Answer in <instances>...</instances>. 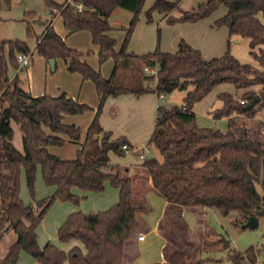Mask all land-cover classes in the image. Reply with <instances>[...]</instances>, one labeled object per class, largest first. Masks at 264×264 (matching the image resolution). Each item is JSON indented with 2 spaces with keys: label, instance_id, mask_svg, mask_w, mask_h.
I'll return each instance as SVG.
<instances>
[{
  "label": "trees",
  "instance_id": "trees-1",
  "mask_svg": "<svg viewBox=\"0 0 264 264\" xmlns=\"http://www.w3.org/2000/svg\"><path fill=\"white\" fill-rule=\"evenodd\" d=\"M3 2L9 5L10 0ZM43 2L50 15L57 11L68 33L89 32L92 43L98 46L99 62L111 58L114 65L110 77L103 78L87 64L81 52L69 48L48 26L51 19L45 22V31L36 39L37 54L46 61L62 59L70 73H78L94 84L98 97L94 117L75 159L62 160L50 154L47 147L61 146L64 140L60 135L73 141L81 137L80 128L64 124L63 116L80 115L93 109L63 94L32 97L19 86L16 78L10 83L9 67L18 68L16 54L31 55V52L25 42L0 40V240L8 230L16 235L5 257H0V264H16L21 252L39 264H124L128 239L140 220L138 214L149 210L144 194L145 176L150 178L156 195L167 204L164 222L162 219L159 228L170 244L168 225L182 227L190 235L180 209H215L222 216L235 212L237 226L249 217H264V195L256 188L260 185L264 192V141L260 136L263 124L247 126L249 121L245 120L253 119L258 111L264 110V25L258 19V16L264 19V0H206L188 11L180 9L179 0H153L145 11L147 23L157 13L166 15L167 25H174L195 23L223 6L226 13L213 26L227 28V45L234 38L248 39L249 55L257 66L240 63L228 50L220 57L204 60L199 51L183 40L175 53L156 49L141 56L128 54L126 45L144 0ZM116 8L133 14L118 53L114 52L115 40L108 35L112 30L108 19ZM175 10L179 16H168ZM153 66L157 67L155 77L143 75L144 67ZM121 73L128 75L127 84L124 77L120 79ZM153 79V89L135 86ZM221 84H230L236 91H242L244 103L228 92L219 93L217 99L221 106L212 113V118L228 119L226 130L199 127L194 105ZM174 91L185 92L181 106H157L153 132L147 142L148 147L152 146L162 156V161L143 159L140 165L143 175L126 176L123 168L110 165V153L122 156L123 146L131 149L124 137L111 139V133L100 126L99 117L107 98L122 94L139 97L149 92L166 97ZM254 96L260 100L245 110ZM11 122L19 126L21 152L12 143ZM22 168L30 193L40 169L43 183L54 188L53 194L34 206L25 205L20 198ZM105 183L118 190L115 205L102 212L70 214L57 230L60 243L79 245L71 246L67 252L49 242L38 247L36 229L54 201L78 204L84 197L76 196L72 189L99 193ZM167 247L168 244L165 256L170 264H190L191 257L186 256L189 252L168 253ZM199 252L195 264L200 262ZM172 256L180 260L175 261ZM229 259L231 264H259L258 251L253 247L244 253L233 252Z\"/></svg>",
  "mask_w": 264,
  "mask_h": 264
},
{
  "label": "rangeland",
  "instance_id": "rangeland-1",
  "mask_svg": "<svg viewBox=\"0 0 264 264\" xmlns=\"http://www.w3.org/2000/svg\"><path fill=\"white\" fill-rule=\"evenodd\" d=\"M54 1L62 4L65 0ZM152 2L153 0H144L142 8L137 15V21L132 27L129 40L126 45V51L130 53H148L153 52L156 49L161 51V40L169 36V32L165 31V28L167 27L165 22L159 23L157 16H153L151 23H147L145 21V11L151 6ZM198 2H201V0H179V7L181 10H184V8L190 9V7H194ZM51 13V16L58 14L55 10ZM172 14L176 16L179 15L176 10L172 11L170 14H168V16H172ZM132 17V13L121 8H116L111 13L109 17V24L111 27L116 29L114 31V37L116 39L117 45H121V39L123 36L121 34L120 28L127 29L131 23ZM0 18V40L5 42H25L30 49L32 60L29 65V77L24 70L19 72L18 76L20 79H22V81L24 78L27 79V82H30V91L32 93H48L51 95L57 92V88H71V83L66 78L70 73L65 69L62 60L57 59L54 71H50V69L46 68L45 59L39 56L36 51H34L36 39L44 28L40 24L45 23L46 20L51 18L43 0H10L9 5L4 4L3 0H0ZM53 29L57 34L65 33L62 19L59 16L53 20ZM65 44L69 48H75L77 51H80L85 57L88 65L93 70L98 71L102 77L109 76L113 67V62L108 59L103 63L99 62V57L92 45V39L89 32L86 31L72 34L67 37ZM227 46L230 47L228 50L229 54L234 56L240 63L257 66V63L249 55L248 39L237 38V41L235 42L233 39H231L229 45ZM18 69L22 68H20L18 65L17 70ZM15 71L16 70H13L9 67V77H14ZM142 73L145 76H149L146 71H143ZM121 74H123V76L121 75L120 79L123 80L122 77H124V83L127 84V82H129L127 80L128 75L125 74L124 76V73ZM135 75H137V73ZM13 81L14 80H10L9 78L10 83ZM154 85L155 79L152 81H143L141 84L135 86H146L148 89H153ZM221 92L231 93L239 102L241 101V95L243 93L242 91H236L230 84H221L215 87L203 100L196 103L193 107V111L196 116L195 122L199 127L212 126L213 120L210 112L215 111L221 106V102L217 99V95ZM172 94V97H169V95L162 100L159 99V101L164 102L166 100L167 102H165L168 105L178 104L177 100L179 98V92L175 91ZM245 120L249 121L247 122V126H253L255 123L263 124L261 126L260 136L262 141H264V134L262 133V130L264 129V110L258 111L253 119L248 120L246 118ZM76 124L80 126L81 135L83 133L85 134L87 128H84V117L78 115L76 118ZM214 124L215 127L223 130L226 126L225 118L215 120ZM16 125L17 124L15 122H11V127L14 130L17 128ZM18 143L20 144L18 149L21 152V133L16 131L13 138V144L16 146ZM138 148H143L141 151H139V153L142 155V159L154 158L158 162L162 161V156L152 146L148 147L147 141L144 143L143 147ZM53 150L58 157L64 159L75 158L77 153L76 147L73 144H64L60 147H53ZM110 158L112 163L115 162L113 164L119 163L122 166H129L133 162L139 161L131 150L125 152L122 156L111 153ZM256 188L261 195H264L260 185H257ZM73 191L78 197H81L83 194L86 197L83 198L78 204H74L71 201L61 202L56 200L53 202L36 229L37 244L39 248H42L47 242H49L57 248L67 252L72 246V243H60L57 238V230L66 220L67 216L73 213H97L104 211L109 206L115 204L108 202V199L106 198L109 192L108 189H103V191L99 193H88L76 188H74ZM53 192L54 190L51 187H47L43 183L41 171L38 169L35 176L33 193H30L27 188L24 169H21L20 198L25 205L34 206L37 202L49 198ZM155 202L161 205L162 199L155 196V199L150 201L152 209L148 210L146 213L138 214L140 220L138 221L137 227H143L141 225V218H143V216H150L155 212ZM236 216L237 214L235 212H232L228 216H222L215 209H208L199 217H197L196 214L194 215L190 212L187 213V217L184 219V221L187 225V228H189L190 235L185 234L182 227H173L172 225H168L170 234H168L167 231L164 232L168 234V237L172 242L170 244L168 239L167 252L170 253V251L173 250H184L185 252H189V255H186L191 257V259H189L191 262L189 263L195 264L198 252L201 249L199 252V264H231L229 259V255L231 253H244L247 249L253 247L258 251L259 264H264V217L258 218V224L253 229H242L241 226H237L234 222ZM167 220L168 218L166 219L168 224ZM200 221L202 223H200ZM163 222L164 219L162 223ZM141 234L142 236L146 237L145 243L152 242L150 232L142 231ZM6 239L7 237L3 241H6ZM221 239H223L227 244L226 249L222 248ZM126 254V260H130L131 255L128 253V247L126 249ZM146 256L147 255L145 254L142 255L143 258ZM172 257L175 259V261L180 260L177 256ZM24 259H28L33 264H39L25 252L20 253L18 262L16 264H26ZM64 264L68 263L66 262Z\"/></svg>",
  "mask_w": 264,
  "mask_h": 264
},
{
  "label": "crops",
  "instance_id": "crops-1",
  "mask_svg": "<svg viewBox=\"0 0 264 264\" xmlns=\"http://www.w3.org/2000/svg\"><path fill=\"white\" fill-rule=\"evenodd\" d=\"M205 1L206 0H201V2H198L197 4L205 2ZM194 7H190V9L184 8V10L188 11ZM225 13H226V9L223 6H220L215 13H213L209 17L201 19L195 23H179V24H174V25H167L165 23L167 26L165 28V31L169 32V36L161 40V43H160L161 52L175 53L178 49L179 42L181 40H183L190 47L199 51L204 60H210L212 58L222 56L230 48L227 46V42L229 39L228 38V30L225 26L215 27L213 25H214V21L221 18ZM172 15L176 16L174 14H172ZM49 16L51 17L50 14H49ZM58 16L60 17L59 14H56L55 16L51 17L50 18L51 20L48 23V26L50 25L53 28V20L58 18ZM153 16H157L159 23L165 22L166 15L155 13V14H153ZM177 16H179V15H177ZM258 19L264 25V19L261 16H258ZM47 21L48 20H46V22ZM108 22H109V19H108ZM44 24L45 23L40 24L44 28L42 29L39 36H41L46 29V26ZM111 29L112 30L108 33V35L115 40L114 52L118 53L121 46H122V43L125 39L126 28H122V29L120 28L121 34L123 35L122 39H121V45H117L116 39L114 37V31L116 29H114L113 27H111ZM82 32H86V31L68 33L65 30L64 34L59 33L58 35L64 40V42H66V39L68 36H70L72 34H76V33H82ZM233 40L235 42V41H237V38H234ZM92 45L98 54V46L94 45L93 43H92ZM35 46H36V43H35ZM71 49L77 50L75 48H71ZM34 51H36L35 47H34ZM126 52L128 54H133V55H137V56L146 55L148 53H151V52H148V53L134 54V53H130L128 51H126ZM57 59H59V58H57ZM57 59H54L55 67H56V62H57L56 60ZM83 59L86 61L84 56H83ZM31 60H32V58H31ZM108 60L113 62V60L111 58H109ZM62 62H63V60H62ZM63 64H64L65 69L67 70V65L64 62H63ZM45 65H46L47 69H50L48 61L45 62ZM23 70L26 72L27 76L29 77V66H28L27 68H22V69L16 70L14 73V77H9L10 80H14L16 78L19 81V86L23 90L27 91L32 97H37V96H42V95H47V96L52 95L51 97H58V96L63 94L66 97L71 98V99H73L79 103H84V104L88 105L93 110L84 112L83 114H80V115L82 117H84V122H85L84 128L86 129L90 125V123L94 117V110L96 109L97 104H98V97L96 94L95 86L92 82L84 80L81 77V75L78 73H70L67 70V72H69L70 74H68L66 78L70 81L71 88H69V89L57 88V92H55L51 95L48 93H43V94L38 93L37 94V93H32L30 91V82L29 81L27 82V79L23 78V81H22V79L19 78V76H18L19 72H21ZM50 71H51V69H50ZM112 71H113V67H112V70H111L109 76H107V77L103 76V77L106 79L109 78ZM134 73L135 72H133L132 75ZM177 92H179V91H177ZM172 95H170L169 97H172ZM184 96H185V92H179V98L177 100L178 104H175V105L166 104V102H167L166 100H165L166 102L165 101L164 102L159 101L156 93H152V92L146 93V94L141 95L139 97L134 96L133 94H122V95H119L117 97H108L105 104H104L102 112L100 114V117H99L100 126L102 127L103 131L111 133V139L124 137L128 141V144H129L131 151L133 152L134 155H136V158L139 160V161L133 162L129 166L128 165L122 166L119 163L113 164L115 162L112 163L111 158H110V154H111L110 153L109 154V164L112 166H119V167L123 168L125 170L126 176H130L132 174H137V173H141L143 175V172L140 168V165L142 164L143 159L141 158L142 155L139 153V151H141L143 148H138V147H143L144 143H146V141L148 142V140H149V138L153 132L157 106L158 105H162V106L167 105V106H169V107L165 106L167 108L180 107L182 104V100H183ZM213 112L214 111L210 112L211 116H212ZM77 117H78V115H64L62 121L64 124L73 125L75 127L80 128V126L76 124V118ZM212 120H213L212 126H208L205 128L219 129V128L215 127V124H214L215 120L213 118H212ZM225 121H226V126L224 127L223 130H226V128L229 124L228 119H225ZM16 127L17 128H15V130L11 127L13 130V138L15 136L16 131L20 132L19 126L16 125ZM219 130H221V129H219ZM59 137H61L64 140L62 145L73 144L76 147V150H78V149H80L81 144L85 138V134L83 133L81 135L79 141L70 140L69 138H67L66 136H63V135H60ZM12 143H13V139H12ZM13 145L19 151L18 148L20 147V144L18 143V144H16V146H15V144H13ZM21 147H22V142H21ZM53 147H60V146H48L47 151L50 154L57 156V154L53 150ZM60 159H62V160H74L75 158H69V159L60 158ZM105 170H107V169H105ZM111 188H113V187H111L109 185V183H105L104 189L109 190L108 195L106 197L108 199V202H110V203L112 202V203L116 204L117 203L116 201H118V200H116V199H118V190L115 188H113V189H111ZM52 189L54 190V188H52ZM144 189H145L144 194H145L146 205H147V208L149 210H151L152 207H151L150 201L152 199H155V196H157V195L152 189L150 178L147 176L144 177ZM72 193L75 194L73 189H72ZM88 193H90V192H88ZM81 197L85 198L86 196L83 194ZM157 197H159V196H157ZM108 202H107V204H108ZM155 203H156L155 212L150 216L145 215V216H143V218H141V222H142L141 225L143 227L140 228V227H137L138 226L137 225L136 227H134L132 229L129 241H128L127 246H126V249L128 247V253L131 256H130V260H126L127 254H126V249H125L124 264H170L168 262L166 256H165V248L168 244V241L164 237V235L162 234V232L159 228V225H160L161 220L163 219L167 204L163 199H162L161 205L157 202H155ZM115 204H113V205H115ZM112 206H109L108 208H106V210ZM205 211L206 210H204L203 208L180 209L181 217L183 220L187 217V213H189V212L194 214V215L196 214V216L199 217L201 214H204ZM100 212H102V211H100ZM200 223H202V222L200 221ZM142 231L150 232L152 242L145 243V241H146L145 236H143V240H140V241L138 240V236L142 235L141 234ZM188 231H189V228H188ZM6 237H7L6 241H3ZM15 240H16V235L12 230H8L3 235V237L0 240V257L1 258L5 257L9 246L11 244H13L15 242ZM73 245H79V244L72 242V246ZM143 254H145L147 256L145 258H143L142 257ZM24 262L26 264H33L28 259H24Z\"/></svg>",
  "mask_w": 264,
  "mask_h": 264
},
{
  "label": "built area",
  "instance_id": "built-area-1",
  "mask_svg": "<svg viewBox=\"0 0 264 264\" xmlns=\"http://www.w3.org/2000/svg\"><path fill=\"white\" fill-rule=\"evenodd\" d=\"M31 55L30 54H23V53H17L16 54V59L18 62V65L20 68H25L28 67L30 65V61H31ZM143 71H146L148 73V75L150 77H155L156 72H157V67L153 66V67H144ZM164 98L163 95H159L158 99L162 100ZM241 104H243V101H240ZM262 133L264 134V129L262 130ZM122 149L127 152L129 151V149L126 146H123ZM138 240H143V236L140 235L138 236Z\"/></svg>",
  "mask_w": 264,
  "mask_h": 264
},
{
  "label": "water",
  "instance_id": "water-1",
  "mask_svg": "<svg viewBox=\"0 0 264 264\" xmlns=\"http://www.w3.org/2000/svg\"><path fill=\"white\" fill-rule=\"evenodd\" d=\"M54 59H50L48 60V64L50 66L51 71L54 70L55 68V64H54ZM260 100L259 96H254L251 101L248 103L247 106L244 107L245 110H248L250 108H252L258 101ZM258 224V218L257 217H249L248 220L241 225L242 229H253L254 227H256ZM222 242V248L226 249L227 248V244L224 242L223 239H221Z\"/></svg>",
  "mask_w": 264,
  "mask_h": 264
}]
</instances>
